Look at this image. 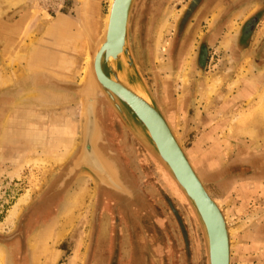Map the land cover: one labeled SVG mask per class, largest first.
<instances>
[{
	"label": "rangeland",
	"instance_id": "374dc122",
	"mask_svg": "<svg viewBox=\"0 0 264 264\" xmlns=\"http://www.w3.org/2000/svg\"><path fill=\"white\" fill-rule=\"evenodd\" d=\"M109 3L0 0V264H208L205 235L185 194L85 79L88 40L102 36ZM190 3L136 0L132 52L225 215L231 264H264V147L250 150L243 136H229L233 149L215 168L209 152L195 161L192 154L212 125L220 134H241L260 121L264 131V50H257L264 25L243 49L242 27L256 4L248 10L240 0H202L185 17ZM60 18L71 21L69 45L51 32ZM246 92L257 93L254 102L236 99ZM92 93L96 145L121 188L81 159L83 109Z\"/></svg>",
	"mask_w": 264,
	"mask_h": 264
},
{
	"label": "water",
	"instance_id": "95a60500",
	"mask_svg": "<svg viewBox=\"0 0 264 264\" xmlns=\"http://www.w3.org/2000/svg\"><path fill=\"white\" fill-rule=\"evenodd\" d=\"M135 1L110 0L102 36L95 44L88 40L85 79H89L90 85L106 97L128 130L166 167L184 190L205 235L208 264H230V233L225 215L198 177L191 161H188L186 152L138 70L129 38ZM89 105L92 118L97 123L93 93L83 109V162L89 142L86 127Z\"/></svg>",
	"mask_w": 264,
	"mask_h": 264
},
{
	"label": "crops",
	"instance_id": "0c3cea01",
	"mask_svg": "<svg viewBox=\"0 0 264 264\" xmlns=\"http://www.w3.org/2000/svg\"><path fill=\"white\" fill-rule=\"evenodd\" d=\"M51 32H56V35L58 36L57 38L59 39L58 44H60V45L66 44V43L69 45L70 40L75 37V33L73 32V28L71 27V21L69 19H61V18L58 19V21H56L55 24L53 25ZM246 94H249V95L248 96L247 95H244V96L241 95L240 97H238L236 99L242 100V101L244 100V101H246V104H250V103L254 102V99L256 98L257 93L256 92H253V93L252 92H246ZM251 114L253 116L254 112L252 111ZM251 117H249V120L251 119ZM258 123L263 124L260 121ZM257 124H255V123L249 124L248 123L247 127L243 128V131L241 134L234 132V131H230V130H227L226 132H221L224 134H220L221 130L219 128H216L214 125L211 124L212 128L210 129L209 136L200 138L197 141L194 149H192L194 161L196 160V158H198L200 156V152L204 151V153L202 152V155L204 154V156L206 155V153L209 152L207 157H209L211 159V165L210 166L215 168L217 166L216 165L217 164V158L226 155V153H230L233 149L232 148L233 143L231 140L228 139L229 136H243V141H244V142L242 141V143L244 144L243 146L246 148H249L250 150H257L258 145H260V147L263 148L264 145H262L261 143L264 141V131L259 129L260 125H257ZM240 139H242V138H240ZM248 143H250V144L248 145ZM227 144H228V146L226 148L223 147ZM207 149H208V151H207Z\"/></svg>",
	"mask_w": 264,
	"mask_h": 264
},
{
	"label": "bare ground",
	"instance_id": "6f19581e",
	"mask_svg": "<svg viewBox=\"0 0 264 264\" xmlns=\"http://www.w3.org/2000/svg\"><path fill=\"white\" fill-rule=\"evenodd\" d=\"M86 4V3H84ZM80 11V10H79ZM171 16V15H170ZM108 19V17H107ZM85 24V23H84ZM85 26V25H84ZM90 26V24H89ZM27 32V31H26ZM84 32V31H83ZM91 38V37H90ZM21 51V50H20ZM88 52V51H87ZM23 53V52H22ZM18 54V53H17ZM12 57V56H11ZM4 70V69H3ZM95 70V69H94ZM96 77V76H95ZM97 81L99 82L98 78H96ZM5 81V80H4ZM3 83V82H2ZM100 83V82H99ZM257 90V89H256ZM260 92V91H259ZM245 93V91H244ZM247 96L249 94H246ZM253 95V94H252ZM247 99V98H246ZM263 99V98H262ZM87 125L86 127L88 128V140L87 141V145L85 147V156H83L84 158V163L89 164L94 170L98 171V172H105V177L109 180L112 181L116 186L121 188V185L118 183V181L116 180V174L115 171H113L111 165L105 160L104 156L102 155V153L100 152V150L98 149L96 143H97V136H98V128H97V123L94 121V119L92 118V112L90 109V105L87 109ZM256 127V126H255ZM171 128V127H170ZM172 130V129H171ZM173 132V130H172ZM174 134V133H173ZM257 137V136H256ZM258 138V137H257ZM76 143V142H75ZM75 145V144H74ZM60 147V146H59ZM66 147V146H65ZM75 147V146H74ZM184 149V148H183ZM71 151V150H69ZM68 153V152H67ZM58 157V156H56ZM188 157V156H187ZM59 161V160H58ZM188 161L190 162V159L188 158ZM192 163V162H191ZM190 163V164H191ZM165 171L167 172V177L170 180L169 182L173 185V186H177L178 188H180V190L184 193V190L180 187V184L177 182V180L175 179V177L166 169L165 166H163ZM196 171V170H195ZM16 173V172H14ZM197 173V172H196ZM198 175V174H197ZM199 177V175H198ZM200 178V177H199ZM201 180V178H200ZM204 181V180H203ZM185 194V193H184ZM186 196V194H185ZM28 197H29V193L24 194V196H22L19 201L14 205L13 209L11 210V212H9L10 214L7 216L6 221L10 222L12 221L18 214V210L19 207H21L22 204L26 203L28 201ZM219 205V204H218ZM3 224V223H2ZM11 225V224H10ZM5 226V225H4ZM66 229V228H65ZM67 232V231H66ZM230 239V237H229ZM229 249H230V255H231V245L229 244ZM1 254V253H0ZM231 258V256H230ZM230 264H231V260H230Z\"/></svg>",
	"mask_w": 264,
	"mask_h": 264
},
{
	"label": "flooded vegetation",
	"instance_id": "af4514ba",
	"mask_svg": "<svg viewBox=\"0 0 264 264\" xmlns=\"http://www.w3.org/2000/svg\"><path fill=\"white\" fill-rule=\"evenodd\" d=\"M202 0H191V3L189 5V9L186 11L185 17H188L189 13L191 11L200 5V2ZM211 1H208L206 4L207 6L204 7V10L209 8V4ZM256 4L258 7L254 13H252L251 16H249L247 19H245L244 24H243V31H242V46L243 49H247L252 45V41H250L251 36L254 35L253 40H256L258 38L257 35L254 34L255 28H257L260 24L264 25V0H240V8L245 9L247 8L248 10H251V8ZM184 17V18H185ZM252 31V32H251ZM257 37V38H255ZM247 39V40H246ZM258 48L257 50L262 52L264 50V35L258 38ZM260 48H263L261 51ZM262 53H260V56ZM261 59V58H260Z\"/></svg>",
	"mask_w": 264,
	"mask_h": 264
}]
</instances>
